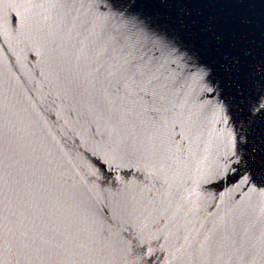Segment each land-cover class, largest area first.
Masks as SVG:
<instances>
[{"label":"water","instance_id":"95a60500","mask_svg":"<svg viewBox=\"0 0 264 264\" xmlns=\"http://www.w3.org/2000/svg\"><path fill=\"white\" fill-rule=\"evenodd\" d=\"M0 264H264V0H0Z\"/></svg>","mask_w":264,"mask_h":264}]
</instances>
